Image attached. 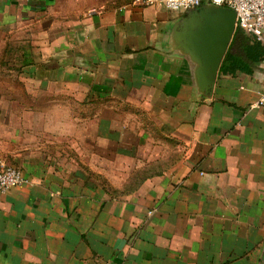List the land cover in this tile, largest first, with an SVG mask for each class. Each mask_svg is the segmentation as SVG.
<instances>
[{
  "label": "crops",
  "instance_id": "1",
  "mask_svg": "<svg viewBox=\"0 0 264 264\" xmlns=\"http://www.w3.org/2000/svg\"><path fill=\"white\" fill-rule=\"evenodd\" d=\"M187 12L0 0V264H264V51L204 93Z\"/></svg>",
  "mask_w": 264,
  "mask_h": 264
},
{
  "label": "water",
  "instance_id": "2",
  "mask_svg": "<svg viewBox=\"0 0 264 264\" xmlns=\"http://www.w3.org/2000/svg\"><path fill=\"white\" fill-rule=\"evenodd\" d=\"M236 11L211 1L189 9L178 23V36L186 53L196 61L199 88L210 94L220 64L237 29Z\"/></svg>",
  "mask_w": 264,
  "mask_h": 264
},
{
  "label": "built area",
  "instance_id": "3",
  "mask_svg": "<svg viewBox=\"0 0 264 264\" xmlns=\"http://www.w3.org/2000/svg\"><path fill=\"white\" fill-rule=\"evenodd\" d=\"M141 5H158L174 10H189L200 7L204 1L228 6L236 11L237 27L253 33L259 42L264 43V0H134ZM264 103V94L256 104ZM23 169L0 161V191L6 192L14 186L29 182Z\"/></svg>",
  "mask_w": 264,
  "mask_h": 264
},
{
  "label": "trees",
  "instance_id": "4",
  "mask_svg": "<svg viewBox=\"0 0 264 264\" xmlns=\"http://www.w3.org/2000/svg\"><path fill=\"white\" fill-rule=\"evenodd\" d=\"M250 50H254V51H257V53L258 54H261L263 51H264V46H263V44H260L259 42H256L255 41V43L251 46V49ZM250 52L248 51V54H249ZM251 54V53H250ZM249 54V55H250ZM234 57H233V55H232V53L229 51V50H227V52H226V54H225V56H224V60H223V63H222V67H223V70H233V68H235L236 67V60L235 59H233ZM229 63H230V65L232 66L231 68L228 66L229 65ZM238 66V65H237ZM136 177H139V176H136ZM140 179H143L144 178V176L143 177H139Z\"/></svg>",
  "mask_w": 264,
  "mask_h": 264
},
{
  "label": "rangeland",
  "instance_id": "5",
  "mask_svg": "<svg viewBox=\"0 0 264 264\" xmlns=\"http://www.w3.org/2000/svg\"><path fill=\"white\" fill-rule=\"evenodd\" d=\"M204 2H206V1H204ZM121 178V177H120Z\"/></svg>",
  "mask_w": 264,
  "mask_h": 264
}]
</instances>
